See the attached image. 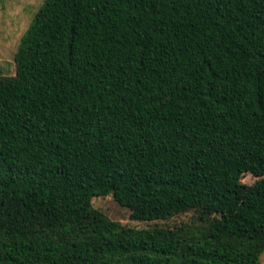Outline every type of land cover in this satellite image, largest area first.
<instances>
[{
	"label": "trees",
	"instance_id": "obj_1",
	"mask_svg": "<svg viewBox=\"0 0 264 264\" xmlns=\"http://www.w3.org/2000/svg\"><path fill=\"white\" fill-rule=\"evenodd\" d=\"M14 60L0 264H260L264 0H44Z\"/></svg>",
	"mask_w": 264,
	"mask_h": 264
},
{
	"label": "rangeland",
	"instance_id": "obj_2",
	"mask_svg": "<svg viewBox=\"0 0 264 264\" xmlns=\"http://www.w3.org/2000/svg\"><path fill=\"white\" fill-rule=\"evenodd\" d=\"M43 3L44 0H0V75L16 73L14 56L21 37ZM256 180L257 177L249 173L242 178V181L247 184H253ZM93 204L111 219L138 228H149L155 225L175 226L190 222L193 218L191 213H185L168 220L134 221L130 217V210L120 205L112 194L94 197ZM260 264H264V253L261 255Z\"/></svg>",
	"mask_w": 264,
	"mask_h": 264
}]
</instances>
